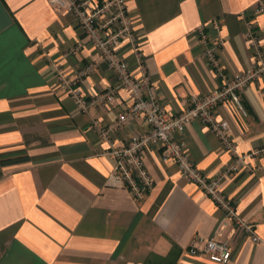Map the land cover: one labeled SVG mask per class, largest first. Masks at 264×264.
<instances>
[{
    "label": "crops",
    "instance_id": "0c3cea01",
    "mask_svg": "<svg viewBox=\"0 0 264 264\" xmlns=\"http://www.w3.org/2000/svg\"><path fill=\"white\" fill-rule=\"evenodd\" d=\"M259 1L128 0L142 61L170 111L252 64L246 32L251 23L264 33ZM202 25L209 40L223 42L222 77L204 57L196 33ZM80 40L86 36L74 17L49 0H0V264H264V83L253 81L240 92L247 117L231 104L218 107L237 153L251 154L249 170L228 177L222 188L261 240L233 232L229 222L219 238L230 240L233 257L217 263L187 248L195 235H213L224 213L176 163L162 161L158 145L144 150L154 184L143 198L109 180L112 149L148 127L139 117L109 140L98 135L94 122L113 123L128 101L121 91L116 106L83 112L60 86L55 67L73 79L95 61L98 67L80 82L89 101L116 81L91 45L73 50ZM119 53L139 75L132 47L123 43ZM178 138L208 177L233 158L199 120Z\"/></svg>",
    "mask_w": 264,
    "mask_h": 264
},
{
    "label": "built area",
    "instance_id": "2783aa9c",
    "mask_svg": "<svg viewBox=\"0 0 264 264\" xmlns=\"http://www.w3.org/2000/svg\"><path fill=\"white\" fill-rule=\"evenodd\" d=\"M49 2L58 12L71 14L85 34L86 42L78 41L73 50L77 51L85 43L91 45L99 54L100 62L105 63L116 76L113 85L96 93L89 101L80 84L81 77L92 73L99 62L95 61L85 66L73 79L63 69L55 67L60 86L69 92L77 107L83 112H86L90 105L112 108L117 105L121 91L126 93L128 105L117 110V118L113 123L105 126L100 121L94 122L98 135L109 140L111 133L123 129L139 117L147 124L146 131L129 138L123 146L113 148L110 152L115 158L109 175L113 186L124 187L133 196L143 198L154 184L144 161V150L150 144H156L161 149L162 161L171 160L176 163L183 177L204 191L224 213L213 235L193 237L187 248L188 253L205 255L217 263L229 262L233 257L232 244L228 238L222 240L219 238L229 222L233 232L240 231L250 235L254 241H260L261 238L253 225L238 212L235 201L222 188L228 177L249 170L247 159L251 154L237 153L230 124L219 117L218 107L228 103L242 116H248L240 92L253 81L264 83V33L254 30L249 23L246 40L252 50V64L227 79L221 87L205 94L191 95L186 101L185 108L173 112L158 99L157 87L151 81L142 61L141 35L137 29V18L131 13L128 0H49ZM257 9L260 14L264 13V0L258 2ZM213 25L219 31V22L213 21ZM204 27L202 25L196 29L203 45L204 57L217 76L222 77L224 73L219 51L223 42L221 39L209 40ZM123 43H128L138 57L139 75L132 73L128 61L120 55L119 49ZM193 120H199L206 125L219 138L224 150L233 155L232 160L215 176L208 177L197 167L186 143L178 138L185 132L187 124ZM259 152L258 150L253 154Z\"/></svg>",
    "mask_w": 264,
    "mask_h": 264
}]
</instances>
